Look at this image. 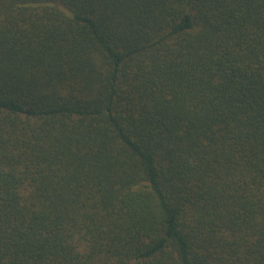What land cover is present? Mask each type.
Returning <instances> with one entry per match:
<instances>
[{
  "label": "trees",
  "instance_id": "1",
  "mask_svg": "<svg viewBox=\"0 0 264 264\" xmlns=\"http://www.w3.org/2000/svg\"><path fill=\"white\" fill-rule=\"evenodd\" d=\"M0 264H264V0H0Z\"/></svg>",
  "mask_w": 264,
  "mask_h": 264
}]
</instances>
